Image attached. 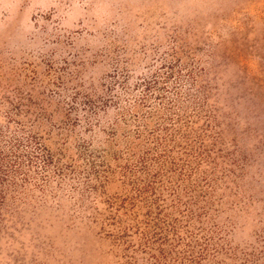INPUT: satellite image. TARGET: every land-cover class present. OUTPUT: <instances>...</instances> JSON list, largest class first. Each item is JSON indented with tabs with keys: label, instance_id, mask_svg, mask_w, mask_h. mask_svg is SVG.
Wrapping results in <instances>:
<instances>
[{
	"label": "rangeland",
	"instance_id": "rangeland-1",
	"mask_svg": "<svg viewBox=\"0 0 264 264\" xmlns=\"http://www.w3.org/2000/svg\"><path fill=\"white\" fill-rule=\"evenodd\" d=\"M0 264H264V0H0Z\"/></svg>",
	"mask_w": 264,
	"mask_h": 264
}]
</instances>
